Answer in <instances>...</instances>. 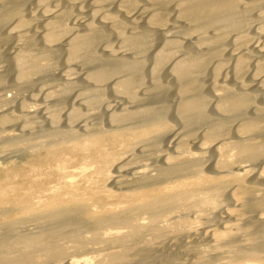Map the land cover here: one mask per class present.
Listing matches in <instances>:
<instances>
[{"label":"bare ground","instance_id":"1","mask_svg":"<svg viewBox=\"0 0 264 264\" xmlns=\"http://www.w3.org/2000/svg\"><path fill=\"white\" fill-rule=\"evenodd\" d=\"M5 81L0 264H264V0H0Z\"/></svg>","mask_w":264,"mask_h":264},{"label":"rangeland","instance_id":"2","mask_svg":"<svg viewBox=\"0 0 264 264\" xmlns=\"http://www.w3.org/2000/svg\"><path fill=\"white\" fill-rule=\"evenodd\" d=\"M24 80V79H23ZM26 80V79H25ZM6 82V81H5ZM40 82V81H39ZM38 81H36V82H31L32 84H33V86H32V84H30L32 87H36V88H41L40 86H37L38 85V83H39ZM7 83V84H6ZM3 86L4 87H6V88H4L3 89V96H4V94H5V98L3 97V100L5 99H7L8 98V101H7V103L5 104L4 103V105L2 104L1 106H0V112H2V111H6V112H8V113H11V114H13V113H16L17 111H18V107L16 106H14V105H16L15 104V102L18 100V98H22V103L23 104H26V102L28 103V101L29 100H26V98L28 97V92H27V90H21L20 92H22V91H24L23 93L24 94H22V93H20V94H17L16 93V91H15V88L13 89H11V87L12 86H10L11 84H9V81H7ZM35 83V84H34ZM46 84H48V82L46 83ZM45 84V86H43V88L44 87H46V86H48V85H46ZM31 86H30V88H31ZM35 88V89H36ZM42 88V89H43ZM34 89V88H33ZM5 90H6V92H5ZM14 92H15V96L13 95L14 94ZM8 93V94H7ZM7 94V95H6ZM31 94V93H30ZM11 95V96H10ZM17 95H18V98H17ZM22 95H23V97H22ZM25 95V96H24ZM20 96V97H19ZM10 97V98H9ZM25 97V98H24ZM24 98V99H23ZM32 99H30V101L32 100V101H34V99H35V96H32L31 97ZM16 99V100H15ZM4 100V101H5ZM65 100V99H64ZM10 102V103H9ZM7 105V106H6ZM9 105V106H8ZM12 111V112H11ZM62 111V110H61ZM18 126V125H17ZM9 127V126H8ZM4 128V127H3ZM19 130H20V128H19ZM22 130V129H21ZM23 148H21V147H18V149H11V150H13V152L11 153V150H9V149H5L4 147H2V144L0 145V178L1 177H3L4 178V175H6V173H4V172H7V171H9V169L7 170L6 169V167L7 168H9V167H11L12 165L11 164H14L12 167H14L15 168V170H20V172L21 171H27V169H28V164H29V149H23ZM1 150H4V151H1ZM15 150V151H14ZM9 151V152H8ZM19 151V152H18ZM23 151V152H22ZM3 152V153H2ZM5 152H7L8 154H6ZM18 152V153H17ZM21 152V153H20ZM27 152H28V154H27ZM15 153V154H14ZM17 153V154H16ZM24 154V155H23ZM16 156V158L15 159H13L14 157ZM13 157V158H12ZM17 157H20V159L19 158H17ZM12 158V159H11ZM18 161H17V160ZM27 159V160H26ZM14 160V161H13ZM17 161V162H16ZM14 162H16V163H14ZM17 163H18V165H17ZM6 166V167H5ZM9 166V167H8ZM5 169V170H4ZM14 170V171H15ZM11 173V172H10ZM11 175V174H10ZM14 178V177H13ZM23 177L22 176H18L17 177V179L16 178H14L13 180H12V178H11V180L13 181V182H15L16 180H21Z\"/></svg>","mask_w":264,"mask_h":264}]
</instances>
